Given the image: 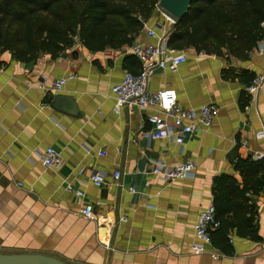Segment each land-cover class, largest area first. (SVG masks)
Returning a JSON list of instances; mask_svg holds the SVG:
<instances>
[{
  "label": "crops",
  "instance_id": "0c3cea01",
  "mask_svg": "<svg viewBox=\"0 0 264 264\" xmlns=\"http://www.w3.org/2000/svg\"><path fill=\"white\" fill-rule=\"evenodd\" d=\"M145 24L158 35L170 29L158 8ZM148 40L143 30L136 38ZM187 53L176 71L156 70L150 90L173 89L185 108L218 111L208 132L179 146L148 137L153 110L114 111L112 86L142 70L131 46L92 52L76 40L58 58L30 63L0 48V253L68 264H264V188L242 201L244 215L232 211L228 231L216 232L205 253L190 248L197 216L214 204L215 181L229 175L242 187L237 161L264 159V39L246 59ZM257 77L263 86L253 98L247 89ZM63 78L64 90L51 92ZM50 147L62 158L54 168L40 158ZM156 162H194L196 175L165 184L152 174ZM96 173L107 176L102 187L92 183ZM86 206L93 218L81 214ZM248 218L254 237L242 223Z\"/></svg>",
  "mask_w": 264,
  "mask_h": 264
},
{
  "label": "trees",
  "instance_id": "16d2710c",
  "mask_svg": "<svg viewBox=\"0 0 264 264\" xmlns=\"http://www.w3.org/2000/svg\"><path fill=\"white\" fill-rule=\"evenodd\" d=\"M159 0H0V48L23 63L41 55L60 57L76 40L89 51L132 46ZM264 39V0H193L186 17L172 27L168 45L177 51L193 49L206 55L246 59ZM237 180L223 175L215 181L214 205L220 225L244 215L249 193L264 188V159H239ZM261 172L262 175L258 176ZM249 208V207H248ZM228 216V220L225 219ZM235 220V219H234ZM253 220L242 221L255 236ZM232 224V222H231Z\"/></svg>",
  "mask_w": 264,
  "mask_h": 264
},
{
  "label": "built area",
  "instance_id": "2783aa9c",
  "mask_svg": "<svg viewBox=\"0 0 264 264\" xmlns=\"http://www.w3.org/2000/svg\"><path fill=\"white\" fill-rule=\"evenodd\" d=\"M164 21L170 26L167 34L158 35L154 28L144 25L143 32L149 39L147 43L135 42L131 46V52L142 62V70L138 74L126 72L121 82L112 86L111 94L115 99L114 111L121 114L125 107L143 110L150 109L154 113L147 117L148 123L153 126V130L147 135L151 140H173L177 145L182 146L188 136H194L203 132H208L214 124L217 114L215 104H205L198 108H185L178 103L177 92L173 89H162L158 92L150 90V80L152 74L158 70L176 71L181 64H184L189 56L187 51H177L169 47L168 37L172 27L177 23V19L158 7ZM158 38L157 43L150 40ZM205 55L204 53H198ZM69 78L54 81L49 90L51 92H62ZM263 86V78L257 77L248 87V93L253 98L258 94ZM260 133L259 136H263ZM101 155H105L102 152ZM260 155L259 158H262ZM41 161L46 168H54L62 163L60 154L52 147L47 148L41 155ZM196 164L185 162L178 166L169 167L165 162H156L152 174L159 177L165 184H172L176 181L192 179L196 175ZM116 182L120 180V172L113 174ZM92 183L97 187H102L107 180L106 174L96 173L92 176ZM134 192V188H130ZM78 196H83L82 191L77 192ZM81 214L85 218H93L94 210L91 206L81 209ZM126 220V217L122 218ZM220 223L216 219V208L214 204L201 211L194 224L195 241L191 244V252L202 254L211 244V232L219 227Z\"/></svg>",
  "mask_w": 264,
  "mask_h": 264
},
{
  "label": "water",
  "instance_id": "95a60500",
  "mask_svg": "<svg viewBox=\"0 0 264 264\" xmlns=\"http://www.w3.org/2000/svg\"><path fill=\"white\" fill-rule=\"evenodd\" d=\"M193 0H159L158 6L177 21L188 14ZM0 264H68L50 255L36 253H0Z\"/></svg>",
  "mask_w": 264,
  "mask_h": 264
}]
</instances>
